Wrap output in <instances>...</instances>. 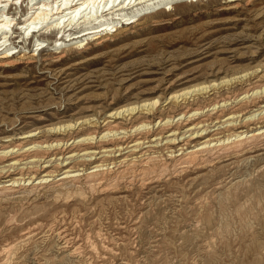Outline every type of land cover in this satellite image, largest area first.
<instances>
[{
  "label": "rangeland",
  "instance_id": "374dc122",
  "mask_svg": "<svg viewBox=\"0 0 264 264\" xmlns=\"http://www.w3.org/2000/svg\"><path fill=\"white\" fill-rule=\"evenodd\" d=\"M190 1L171 2L185 6L169 17L159 15L163 5L157 7L129 34L74 51L60 63L53 61L73 42L55 47V33L22 40L20 26L13 28L7 49L29 56L37 39L47 47L36 50L30 64L0 69V136L22 128L45 131L95 110L102 121L118 106L158 96L163 105L172 81L170 92L185 81L193 86L212 80L216 72L219 78L262 74L264 0L234 13ZM26 3L4 12L23 23L18 18ZM263 168L235 161L209 172L166 176L140 194H88L85 202L39 198L21 210L13 205L16 221H9L11 213L0 220V264H264ZM63 239L80 256L61 252Z\"/></svg>",
  "mask_w": 264,
  "mask_h": 264
},
{
  "label": "bare ground",
  "instance_id": "6f19581e",
  "mask_svg": "<svg viewBox=\"0 0 264 264\" xmlns=\"http://www.w3.org/2000/svg\"><path fill=\"white\" fill-rule=\"evenodd\" d=\"M25 1V13L18 18L23 23L17 22V15L10 17L9 9L4 12L6 6L16 8L19 3L21 7ZM174 1L186 0L0 1V69L30 64L39 54L34 52L47 47L46 41L37 39V47L29 56L17 51V47L7 49L17 26L23 30L17 31L22 40L35 34L46 35L40 36L43 38L55 33L59 36L54 40L55 47L73 42L72 50L60 51L53 61L60 63L74 51L103 46L129 34L145 15L158 10H162L159 15L163 17L182 12L185 5L173 7ZM203 1L193 0L199 6L218 4L219 11L234 13L257 0ZM189 3L193 6L192 0ZM162 5L164 8L156 10ZM255 73L256 70L219 78L216 72L212 73V80L193 86H186L185 81L180 89L170 92L175 85L172 81L165 88L169 93L163 105L158 96L118 106L102 121L100 111L95 110L81 119L58 120L45 131L22 128L13 136H0V211L5 213L0 220L8 219L13 205L21 210L23 203L39 198L51 197L48 202L53 203L62 197L67 202H85L88 194H140L166 176L209 172L216 167L233 166L235 161L262 168L264 71ZM223 162L229 163L222 166ZM11 215L9 221H16V214ZM62 241L58 248L61 252L68 257L80 256L79 248L67 249L70 239Z\"/></svg>",
  "mask_w": 264,
  "mask_h": 264
}]
</instances>
